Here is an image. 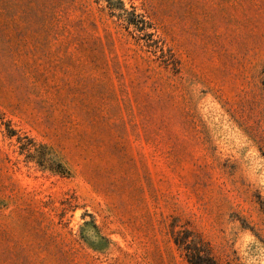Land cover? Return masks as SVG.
Masks as SVG:
<instances>
[{
	"label": "rangeland",
	"instance_id": "1",
	"mask_svg": "<svg viewBox=\"0 0 264 264\" xmlns=\"http://www.w3.org/2000/svg\"><path fill=\"white\" fill-rule=\"evenodd\" d=\"M264 264V0H0V264Z\"/></svg>",
	"mask_w": 264,
	"mask_h": 264
},
{
	"label": "trees",
	"instance_id": "2",
	"mask_svg": "<svg viewBox=\"0 0 264 264\" xmlns=\"http://www.w3.org/2000/svg\"><path fill=\"white\" fill-rule=\"evenodd\" d=\"M190 264H218L210 255H203L201 253H193L189 259Z\"/></svg>",
	"mask_w": 264,
	"mask_h": 264
}]
</instances>
